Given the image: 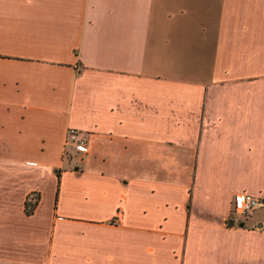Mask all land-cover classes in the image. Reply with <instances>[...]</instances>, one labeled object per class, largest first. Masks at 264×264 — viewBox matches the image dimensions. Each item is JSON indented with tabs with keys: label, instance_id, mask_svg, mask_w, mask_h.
I'll return each mask as SVG.
<instances>
[{
	"label": "crops",
	"instance_id": "crops-1",
	"mask_svg": "<svg viewBox=\"0 0 264 264\" xmlns=\"http://www.w3.org/2000/svg\"><path fill=\"white\" fill-rule=\"evenodd\" d=\"M240 191L264 0H0V264H264Z\"/></svg>",
	"mask_w": 264,
	"mask_h": 264
},
{
	"label": "built area",
	"instance_id": "built-area-1",
	"mask_svg": "<svg viewBox=\"0 0 264 264\" xmlns=\"http://www.w3.org/2000/svg\"><path fill=\"white\" fill-rule=\"evenodd\" d=\"M67 137L69 141L75 142L78 147H85V139L78 134L76 129L70 128ZM260 205H264V198L240 191L233 196L231 212L246 216Z\"/></svg>",
	"mask_w": 264,
	"mask_h": 264
},
{
	"label": "trees",
	"instance_id": "trees-1",
	"mask_svg": "<svg viewBox=\"0 0 264 264\" xmlns=\"http://www.w3.org/2000/svg\"><path fill=\"white\" fill-rule=\"evenodd\" d=\"M27 205H28V203H27ZM32 206H33V203H30L29 208H27V210L30 211Z\"/></svg>",
	"mask_w": 264,
	"mask_h": 264
}]
</instances>
